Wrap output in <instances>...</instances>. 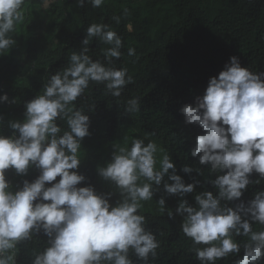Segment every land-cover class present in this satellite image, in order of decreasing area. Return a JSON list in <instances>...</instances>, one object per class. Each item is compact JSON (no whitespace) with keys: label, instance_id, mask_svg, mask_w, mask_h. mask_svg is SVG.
<instances>
[{"label":"clouds","instance_id":"obj_1","mask_svg":"<svg viewBox=\"0 0 264 264\" xmlns=\"http://www.w3.org/2000/svg\"><path fill=\"white\" fill-rule=\"evenodd\" d=\"M51 2L44 0V7ZM85 2L100 8L106 0H77L81 7ZM24 5L25 0H0V55L16 43L11 33L25 19ZM128 15L124 9V16ZM112 19L119 25L120 16ZM126 27L132 31L131 23ZM86 32L81 51H73L68 65L51 75L42 92L25 104V119L9 122L11 135L0 134V264H16L18 245L41 231L49 239L43 251L34 250L32 264H133L130 253L149 264L150 258L154 261L158 256L160 241L146 229L143 202L153 200L166 174L172 181L163 185L169 195L183 197L199 183L185 184L169 152L155 141L145 145V138H131L130 147H114L111 161L98 167L100 177L118 190L115 206L109 202L111 193L99 194L91 185L78 187L86 179L75 170L82 161L81 141L90 134V121L85 109L74 102L90 83L103 85L105 94L116 98L134 83L127 67L113 66V58L122 55V37L104 23H92ZM93 38L109 45L103 49V61H93L88 54ZM127 54L136 56V51L129 47ZM4 102H8L7 94L0 96V103ZM124 109L129 115L139 113L140 97L127 99ZM180 111L186 124L204 130L196 137L191 156L217 174L210 181L217 194L204 191L195 196V207L182 199L176 208L184 217L182 232L193 244L189 251L200 264H216L243 247V258L236 264H260L264 227L254 230L250 221L264 226V191L235 209L222 201L239 200L253 183V173L260 177L254 183L264 180V72L242 67L238 57L232 56L224 70L209 79L195 105ZM58 118L66 122V130L57 125ZM32 167L39 170L38 177L13 191L6 170L26 175ZM182 171L193 169L185 165ZM156 203L161 213L167 211L172 217L163 197ZM239 236L247 239L241 244Z\"/></svg>","mask_w":264,"mask_h":264},{"label":"trees","instance_id":"obj_2","mask_svg":"<svg viewBox=\"0 0 264 264\" xmlns=\"http://www.w3.org/2000/svg\"><path fill=\"white\" fill-rule=\"evenodd\" d=\"M124 9H128L127 17ZM24 14V21L11 33L15 45L0 55V96H8V102L0 103V134H12L9 122H22L25 104L42 92L51 75L68 65L73 51H81L89 25H110L123 41L122 55L113 58V66L127 67L134 83L127 85L119 98L106 95L103 85L90 83L84 95L74 102L85 109L90 121V134L81 141L82 161L75 170L86 179L78 187L91 185L99 194L111 193L109 202L115 206L120 199L118 190L100 177L98 167L111 161L114 147H130L131 138H145V145L149 140L155 141L169 152L176 174L185 184L199 183L183 197L169 195L163 185L172 181L166 174L156 186L153 200L143 202L141 213L148 220L146 229L160 241L158 256L154 261L150 258L149 264H200L195 253L189 251L193 244L182 232L184 217L176 213V208L182 199L195 207V196L204 191L217 194L210 183L217 174L209 172L210 165H201L199 157L191 156L196 137L203 135L204 130L197 124H186L180 109L195 105L209 79L217 77L232 56L238 57L242 67L264 72V0H106L100 8H92L87 2L78 6L77 0H53L45 8L44 0H25ZM113 16L121 17L119 25ZM129 23L131 32L126 27ZM87 47L93 61H103V49L109 45L93 38ZM129 47L135 49L136 56H128ZM134 96L141 99V111L129 115L124 102ZM13 99L17 102L12 103ZM57 125L67 129L66 122L59 118ZM185 165L193 171L183 172ZM38 175L35 167L26 175L6 170L13 191L22 187L25 180L33 182ZM258 179L259 174L253 173V183L241 198L222 204L233 209L241 201L247 205L257 192L264 191V180L254 183ZM161 197L166 210L173 213L171 218L167 211H159L156 202ZM250 223L254 230L264 227ZM48 239L41 231L31 241L19 244L16 264H32L34 250L43 251ZM236 239L242 244L247 238ZM243 255L241 247L239 253L216 264H236ZM130 258L133 264H142L134 254L130 253ZM260 264H264V258Z\"/></svg>","mask_w":264,"mask_h":264},{"label":"rangeland","instance_id":"obj_3","mask_svg":"<svg viewBox=\"0 0 264 264\" xmlns=\"http://www.w3.org/2000/svg\"><path fill=\"white\" fill-rule=\"evenodd\" d=\"M9 183H11V182H9Z\"/></svg>","mask_w":264,"mask_h":264}]
</instances>
